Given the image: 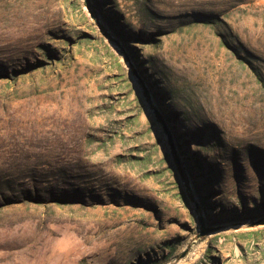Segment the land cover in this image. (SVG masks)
<instances>
[{
  "label": "rangeland",
  "instance_id": "374dc122",
  "mask_svg": "<svg viewBox=\"0 0 264 264\" xmlns=\"http://www.w3.org/2000/svg\"><path fill=\"white\" fill-rule=\"evenodd\" d=\"M0 264H264V0H0Z\"/></svg>",
  "mask_w": 264,
  "mask_h": 264
},
{
  "label": "trees",
  "instance_id": "16d2710c",
  "mask_svg": "<svg viewBox=\"0 0 264 264\" xmlns=\"http://www.w3.org/2000/svg\"><path fill=\"white\" fill-rule=\"evenodd\" d=\"M19 254L21 255L22 258H25V257H24V255L26 254L25 249L23 250V252L21 251V253H19ZM17 259H19V258L17 257Z\"/></svg>",
  "mask_w": 264,
  "mask_h": 264
},
{
  "label": "water",
  "instance_id": "95a60500",
  "mask_svg": "<svg viewBox=\"0 0 264 264\" xmlns=\"http://www.w3.org/2000/svg\"><path fill=\"white\" fill-rule=\"evenodd\" d=\"M205 234H206V231H203V232H202V235H205Z\"/></svg>",
  "mask_w": 264,
  "mask_h": 264
}]
</instances>
